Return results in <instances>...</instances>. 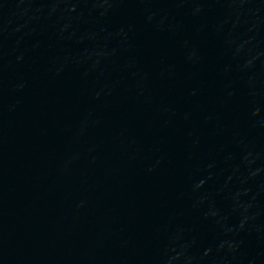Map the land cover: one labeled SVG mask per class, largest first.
I'll return each instance as SVG.
<instances>
[{"label":"water","instance_id":"obj_1","mask_svg":"<svg viewBox=\"0 0 264 264\" xmlns=\"http://www.w3.org/2000/svg\"><path fill=\"white\" fill-rule=\"evenodd\" d=\"M234 0H0V264H66Z\"/></svg>","mask_w":264,"mask_h":264}]
</instances>
